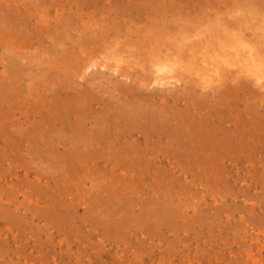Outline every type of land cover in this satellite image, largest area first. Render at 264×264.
Returning <instances> with one entry per match:
<instances>
[{
    "label": "rangeland",
    "instance_id": "1",
    "mask_svg": "<svg viewBox=\"0 0 264 264\" xmlns=\"http://www.w3.org/2000/svg\"><path fill=\"white\" fill-rule=\"evenodd\" d=\"M263 99L264 0H0V264H264Z\"/></svg>",
    "mask_w": 264,
    "mask_h": 264
},
{
    "label": "bare ground",
    "instance_id": "2",
    "mask_svg": "<svg viewBox=\"0 0 264 264\" xmlns=\"http://www.w3.org/2000/svg\"><path fill=\"white\" fill-rule=\"evenodd\" d=\"M250 55H251V54H250ZM18 69H19V68H18ZM248 93H249V91H248ZM249 94H250V93H249ZM253 95H255V94H253ZM220 97H222V96H220ZM247 97H248V95H247ZM249 97H250V95H249ZM251 98H254V97H251ZM251 98H249V99H251ZM256 99H258V98H256ZM251 100H252V99H251ZM258 100H259V99H258ZM263 100H264V99H263ZM260 101H261V100H260ZM248 102H249V100H248ZM257 102H258V101H257ZM250 103H251V101H250ZM261 104H262V103H261ZM261 104L259 103V105H261ZM251 105H252V103H251ZM263 105H264V104H263ZM254 106H255V105H254V103H253V107H254ZM257 109H258V108H257ZM246 110H247V109H246ZM255 110H256V109H255ZM254 112H255V111H254ZM241 113H242V112H241ZM244 113H245V110H244ZM251 113H252V112H251ZM256 114H257V113H256ZM244 115H245V114H244ZM249 115H250V114H249ZM252 115H254V113H252ZM258 115H259V114H258ZM217 116H218V115H217ZM246 116H247V115H246ZM250 116H251V115H250ZM241 117H243V116H241ZM251 117H252V116H251ZM253 117H254V116H253ZM253 117H252V118H253ZM219 119H221V118H219ZM244 119H246V118H244ZM250 119H251V118H250ZM254 119H255V118H254ZM216 120H217V119H216ZM237 120H238V119H237ZM246 120H247V119H246ZM246 120H245V122H246ZM255 121H256V120H255ZM263 121H264V120H263ZM241 122H242V121H241ZM245 122H244V123H245ZM247 122H248V121H247ZM247 122H246V123H247ZM256 122H257V121H256ZM238 123H239V122L236 121V124H237V125H239ZM258 123H259V121H258ZM248 124H249V126H247V127L250 128V127L252 126V123L249 122V123H247V125H248ZM250 124H251V126H250ZM259 124H260V123H259ZM259 124H258V125H259ZM262 124H264V122H262ZM233 125H234V124H233ZM237 125H235V126H237ZM258 125H256L255 127H258ZM241 126H242V125H241ZM263 126H264V125H263ZM207 127H208V126H207ZM219 127H220V126H219ZM219 127H218V129H219ZM243 127H244V126H243ZM220 128H221V127H220ZM235 128H236V127H235ZM249 128H248V129H249ZM251 128H252V127H251ZM253 128H254V127H253ZM253 128H252V129H253ZM210 129H211V128H210ZM214 129H216V128H214ZM218 129H216V130L218 131ZM236 129H238V128H236ZM246 129H247V128H245L246 133H249L250 131L248 132ZM258 129H259V128H258ZM239 130L241 131L242 129H239ZM249 130H250V129H249ZM255 130H256V128H255ZM234 131H236V130H234ZM252 131H254V130H252ZM222 133H223V132H222ZM234 133H235V135H236V132H234ZM237 133L239 134L240 132H238V130H237ZM241 133H242V132H241ZM243 133H244V132H243ZM250 133H251V132H250ZM250 133H249V134H250ZM253 133H255V131H254ZM258 133H259V132H258ZM238 134H237V136H238ZM260 134H261V133H260ZM209 135H210V134H209ZM221 135H222V134H221ZM235 135H234V136H235ZM245 135H247V134H245ZM255 135H257V134H255ZM234 136H233V137H234ZM240 136H242V135H240ZM260 136H261V135H260ZM263 136H264V135H263ZM217 137H218V136H217ZM238 137H239V136H238ZM243 137H244V139H245V136H244V135H243ZM251 137H252V136L250 135V138H251ZM253 137H254V135H253ZM258 137H259V136H258ZM258 137L256 136L255 138L258 139ZM229 138H230V137H229ZM229 138H228V140H229ZM240 138L243 139L242 137H240ZM248 138H249V136H248ZM248 138H247V141L245 140L246 142H249V141H248ZM255 138H253V139H255ZM260 138H261V137H260ZM260 138H259V139H260ZM262 138H263V137H262ZM262 138H261V139H262ZM208 139H210V138H208ZM211 139H212V138H211ZM221 139H223V138H221ZM253 139H252V140H253ZM257 139H255V141L258 142L259 139H258V140H257ZM213 140H214V138H213ZM217 140H218V139H217ZM236 140H237V141H236ZM236 140H235V142H237V145L239 146V144H238V139L236 138ZM250 140H251V139H250ZM208 141H209V140H208ZM222 141H223V140H222ZM229 141H230V143H232L231 140H229ZM229 141H228V142H229ZM232 141H233V138H232ZM259 141H261V140H259ZM203 142H204V141H203ZM212 142H213V141H212ZM225 142H226V141H225ZM240 142H242V141H240ZM246 142H245V144H248V143H246ZM257 142H256V143H257ZM263 142H264V141H263ZM218 143H219V142H218ZM226 143H227V142H226ZM215 144H217V143L215 142ZM234 144H235V143H234ZM234 144H233V145H234ZM242 144H243V143H242ZM253 144H254V142H253ZM222 145H223V144H222ZM224 145H226V144H224ZM233 145L231 144V146H233ZM258 145H259V143H258ZM261 145H262V144H261ZM261 145H259V146H261ZM263 145H264V144H263ZM183 146H184V145H183ZM234 146H235V145H234ZM219 147H220V146H219ZM246 147L248 148V146H246ZM261 147H262V146H261ZM212 148H213V147H212ZM226 148H227V147H226ZM251 148H252V146H251ZM227 149H228V148H227ZM243 149H246V148H243ZM254 149H255V147H254ZM214 150H215V148H214ZM249 150H251V149H248V151H249ZM255 150H257V149H255ZM241 151H242V149H241ZM259 151H260V150H259ZM193 152H194V151H193ZM246 152H247V151H246ZM251 152H252V150L250 151V153H251ZM180 153H181V152H180ZM180 153H179V154H180ZM199 153H200V152H199ZM225 153H226V152H225ZM247 153H249V152H247ZM252 153H253V152H252ZM183 154H184V153H183ZM217 154H218V153H217ZM219 155H220V154H219ZM196 161H197V160H196ZM199 161H200V160H199Z\"/></svg>",
    "mask_w": 264,
    "mask_h": 264
}]
</instances>
